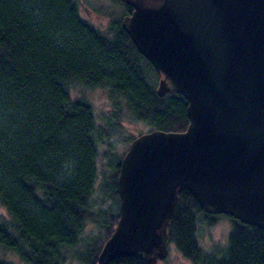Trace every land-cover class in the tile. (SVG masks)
Wrapping results in <instances>:
<instances>
[{"label": "trees", "instance_id": "1", "mask_svg": "<svg viewBox=\"0 0 264 264\" xmlns=\"http://www.w3.org/2000/svg\"><path fill=\"white\" fill-rule=\"evenodd\" d=\"M118 1L122 16L131 12ZM122 16L101 30L80 17L78 0H0V249L25 264L96 263L119 217L120 160L135 137L118 150L109 129L187 126L186 99L157 95L160 74L121 27ZM75 85L107 92L109 129L86 96H72ZM220 214L180 191L169 244L194 264H264V230L228 214L225 244L199 245L198 220L210 225ZM86 227L91 234L75 252ZM0 264L14 263L0 256ZM108 264L144 262L120 256Z\"/></svg>", "mask_w": 264, "mask_h": 264}, {"label": "water", "instance_id": "2", "mask_svg": "<svg viewBox=\"0 0 264 264\" xmlns=\"http://www.w3.org/2000/svg\"><path fill=\"white\" fill-rule=\"evenodd\" d=\"M124 2L121 27L160 74L157 95L184 96L188 123L130 141L119 217L95 264L164 258L182 190L207 213L264 230V0Z\"/></svg>", "mask_w": 264, "mask_h": 264}, {"label": "rangeland", "instance_id": "3", "mask_svg": "<svg viewBox=\"0 0 264 264\" xmlns=\"http://www.w3.org/2000/svg\"><path fill=\"white\" fill-rule=\"evenodd\" d=\"M79 1V15L82 19L91 23L95 27L100 28L101 30H107V27L110 23V20L113 18L121 17L123 6L119 3L118 0H78ZM72 96H86L89 101L92 103L94 112L97 117V123L99 126L107 127V119L104 117L108 113L110 108L109 98L107 92L103 88H85L80 85L72 86L71 88ZM141 129H146V125L143 123H127L125 128L118 131L109 129L115 134V137H118L116 146L118 150H122L125 147L126 142L125 138L130 136H136L139 134ZM123 139V140H122ZM105 147L103 144L100 148L103 150ZM105 149V148H104ZM3 211L4 207L2 206ZM1 209V206H0ZM198 243L204 249L208 250L211 245L216 243L225 244L228 232L230 231L232 218L226 214L218 215V218L213 224L207 225L205 220L201 218L198 220ZM90 228L86 227L81 233L80 241L72 248L73 251L79 252L83 247L84 237L90 235ZM0 256H4L10 259L14 264H25L21 262L17 256L6 252L3 253L0 249ZM69 264H84L77 257L71 259ZM155 264H194L191 259L184 257L178 249L172 244L168 245L167 255L159 259Z\"/></svg>", "mask_w": 264, "mask_h": 264}]
</instances>
